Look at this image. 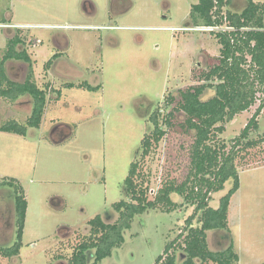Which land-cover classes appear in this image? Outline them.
Instances as JSON below:
<instances>
[{"label": "rangeland", "instance_id": "rangeland-1", "mask_svg": "<svg viewBox=\"0 0 264 264\" xmlns=\"http://www.w3.org/2000/svg\"><path fill=\"white\" fill-rule=\"evenodd\" d=\"M196 3L0 0V24L12 23L0 25V58L10 40L21 38L20 50L29 54L35 82L48 98L40 129H29L26 137L0 132V182L17 180L28 201L21 253L11 259L0 256V264H72L78 246L90 240L89 221L113 213L112 205L122 199L131 201L123 190L133 162L150 201L164 185L186 180L193 168L195 132L180 127L186 121L178 109L180 91L205 83L202 73L217 63L221 52L215 33L184 30ZM234 3L241 11L248 1ZM14 26L19 31L9 29ZM36 40L40 44L34 46ZM58 43L69 48L62 47L66 55L56 64L52 56L59 51ZM6 70L17 82L29 74L26 63L15 61L7 63ZM84 82L102 88L91 92L77 87ZM214 95L215 89H208L203 100ZM32 103L29 96L16 102L0 97V125L11 120L25 124ZM260 104L227 123L226 131L216 133L210 143L217 148L224 144L237 154L240 189L229 210V239L240 258L234 264H264V143L247 144L263 137L264 109L259 130L235 144ZM155 113L165 136L143 157L141 143L154 130ZM53 130H61L62 136L51 135ZM232 186L228 181L224 190L212 193L209 206L218 208ZM171 199L175 208L160 204L137 216L123 233L124 245L103 264H157L160 256L167 258L166 245L178 240L179 246L188 234V219L197 214V204L184 196L173 194ZM118 216L113 213L105 222L114 223ZM195 216L193 226L200 227V213ZM18 231L15 189L0 186V247L14 246ZM218 232L208 233L213 252L229 246ZM177 246L178 260L184 251Z\"/></svg>", "mask_w": 264, "mask_h": 264}, {"label": "trees", "instance_id": "trees-1", "mask_svg": "<svg viewBox=\"0 0 264 264\" xmlns=\"http://www.w3.org/2000/svg\"><path fill=\"white\" fill-rule=\"evenodd\" d=\"M248 3L241 11L235 9L234 0H197L190 12V25L194 28L223 27L226 30L216 32L221 44L220 56L217 63L203 72L201 77L205 83L191 86L180 91L181 100L178 109L186 116L184 130L195 132L192 148V172L182 184H166L156 194L155 200H148L147 188L141 185L142 176L138 173V164L132 163L128 177L124 183V195L131 201L121 200L112 205L113 213L119 214L118 219L106 223L98 215L90 221V240L78 246L72 258V264H102L112 256L113 250L121 248L125 242L124 231L132 227L134 219L165 204L175 208L171 199L173 194L184 196L192 204H197L196 212L200 213L198 222L193 223L197 214L188 219V234L179 246L177 241L166 245L164 253L167 258L160 256L157 264H234L239 262L233 241L229 239V210L234 194L240 189V175L236 166L237 154L234 149L228 150L223 144L213 147L210 143L216 133H224L225 125L238 115L250 111L257 102H261L255 114L235 138L236 145L249 138L252 131L259 130V117L264 109V4L247 0ZM21 41L12 40L2 58H0V97L16 102L22 97H30L32 104L25 124L11 120L0 125V132L13 133L26 137L29 129H40L46 112L48 98L46 90L40 89L35 82L33 62L26 51L17 50ZM9 60H19L29 66V74L23 83L11 80L7 75L6 63ZM52 63H47L49 67ZM217 82V84H213ZM67 88H76L68 85ZM91 92L99 91L102 86H92L84 82L77 86ZM215 89V95L203 100L208 89ZM171 103L173 99L169 98ZM170 103V102H169ZM170 114L169 120L172 119ZM167 123L170 125V121ZM153 132L145 136L141 147L145 157L154 143H159L165 136L157 113L151 117ZM179 127V128H180ZM264 143V134L260 140L247 142L249 147ZM233 181L232 188L222 197L218 208L209 206L212 193L225 189V184ZM10 186L15 189L16 217L18 221V241L10 248L0 247V256L4 258L18 257L23 247V234L26 227L28 201L24 188L17 180L0 182V186ZM219 231L226 245L225 250L213 252L210 250L208 233ZM212 234V233H211ZM215 235V234H212ZM219 236V235H218ZM219 236V237H220ZM182 237V236H179ZM217 238V236L215 235ZM181 239V238H180ZM229 243V244H228ZM183 247V254L177 260L174 247ZM92 257V258H91ZM91 261V263H89ZM200 261V262H198Z\"/></svg>", "mask_w": 264, "mask_h": 264}, {"label": "flooded vegetation", "instance_id": "flooded-vegetation-1", "mask_svg": "<svg viewBox=\"0 0 264 264\" xmlns=\"http://www.w3.org/2000/svg\"><path fill=\"white\" fill-rule=\"evenodd\" d=\"M92 8V7H91ZM236 10H237V8H235ZM0 25H6V26H11L12 25V23H5V24H0ZM6 26H3V27H6ZM9 28V27H8ZM9 29H12L14 32H17V31H19L18 30V27H16V26H14L13 28L12 27H10ZM189 29H208L210 32H212V33H215L216 34V32H220V31H225L226 29L225 28H223V27H210V28H194L192 25H190V23H188V27H186L184 30H189ZM8 30V29H7ZM6 30V31H7ZM216 31V32H215ZM16 39H19L21 42L18 44V46H17V50H19V51H26L25 49H21L20 50V48L21 47H24V43H23V40L21 39V38H19L18 36H15L12 40H16ZM11 41V40H10ZM10 41H9V43H10ZM34 41V40H33ZM35 42H37L36 44H34V46L35 45H37L38 43L40 44V40H39V42H38V40H36ZM8 43V44H9ZM65 44V45H64ZM58 52H56L53 56H52V59H54L55 61H56V64L58 63L59 64V60H62L63 58H64V55H66L64 52H61V50H62V47H65V48H69V44L68 43H63L62 45H61V43H58ZM60 47H61V49H60ZM27 52V51H26ZM51 59V60H52ZM12 61H15V62H20V63H23V62H21V61H19V60H9L7 63H10V62H12ZM50 61V60H49ZM6 63V64H7ZM65 72L68 70L67 68L66 69H63ZM67 78H72V76H66ZM14 81V80H13ZM15 82H17V81H15ZM18 83H23V82H18ZM28 133H29V130H28ZM51 135H57V136H62V134H61V130H53L52 131V134ZM120 202V201H119ZM111 215H113V213L112 212H110V211H108V213H106L105 214V216H102V215H100V216H102V218L104 219V221H105V218L106 219H108V217H111ZM97 217V216H96ZM95 217V218H96ZM114 218V217H113ZM93 220V219H92ZM117 220V219H116ZM115 220V221H116ZM135 220V219H134ZM91 221V220H90ZM90 221H89V224H90ZM110 224V223H109ZM112 224V223H111ZM88 227L90 228V225H88ZM126 231V230H125ZM124 231V232H125ZM125 239V238H124ZM125 243V242H124ZM124 245V244H123ZM122 245V246H123ZM113 254V253H112ZM73 257H74V255H73ZM109 258V257H108ZM107 259V258H106ZM89 263H91V261L89 262ZM102 264H103V262H102Z\"/></svg>", "mask_w": 264, "mask_h": 264}]
</instances>
